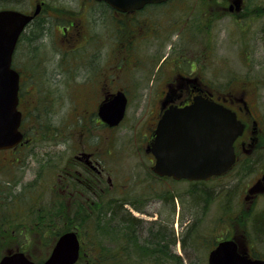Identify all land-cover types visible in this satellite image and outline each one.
<instances>
[{
  "label": "rangeland",
  "instance_id": "rangeland-1",
  "mask_svg": "<svg viewBox=\"0 0 264 264\" xmlns=\"http://www.w3.org/2000/svg\"><path fill=\"white\" fill-rule=\"evenodd\" d=\"M38 1L25 0L18 9L31 11ZM41 1H44L43 10L38 18L44 19L45 31L37 39L26 31L14 54L15 65L23 75L20 109L22 130L29 140L17 150L0 152V196L4 203L1 212L9 213L8 206L14 200L29 195L36 174L39 178L32 187L40 188L44 181L49 189L40 188L35 206L32 205L35 209L42 205L41 212L49 211L47 205L55 204L51 196L57 194L54 186L57 176L65 164L72 162L75 147L82 144L86 148L88 145L110 148L106 163L114 183L111 196H124L141 210L130 205L118 207L112 202L111 209L101 203L91 212H75L61 210L56 203V210L60 211L46 214L30 211L32 205L30 209L21 206L12 216L24 220L18 224L23 228H12L8 235L4 233L0 254L19 248L36 264H42L59 233L73 227L86 240L90 231L87 229L85 234L82 225L93 224L97 214L105 224H124L110 212L118 211L120 217L126 210L131 215L126 217L132 222L129 224H140L136 229L138 242L145 244V240L155 238L157 243L152 246H162L163 254L173 264L176 261L207 264L208 251L191 246L189 241L191 234L187 228L193 219L197 225H193L192 231L199 233L206 224H221L216 225V234L237 237L246 250L264 258V232L261 229H257L259 233L253 232L248 225L254 224V218L259 224L264 217V194L245 198L263 170L256 159L207 181L205 187L199 185L211 197L202 191L204 203L199 198L201 201L195 207L189 184L156 178L151 171L152 163L141 148L164 82L175 66L181 73L191 72L193 60L200 64L197 72L208 85L220 90L231 89L243 76L248 85L255 87L257 99L252 103L257 104L264 121V0H244L245 8L240 12L237 8L228 10L229 0H171L120 19L113 17L102 4L90 0ZM1 5L0 2V8ZM192 20L199 25L195 27L193 45L188 37ZM70 23L75 29L74 23L81 25L82 37L75 51H71L73 45H65L70 53L62 64L59 32ZM202 39L204 56L199 63L193 56L199 55L197 42ZM249 57L250 64L246 65ZM110 73L115 82L109 88L126 90L128 97L125 118L111 131L93 124L94 99L86 94L91 88V76L97 81ZM95 94L98 102L96 90ZM81 105L89 108V117L79 118ZM41 218H51V224H37ZM11 222L16 224L14 220ZM152 225L155 231L160 226L163 229L148 236ZM109 233H113L110 227L100 236L105 239ZM109 241L107 236V245ZM129 246L137 256L136 245Z\"/></svg>",
  "mask_w": 264,
  "mask_h": 264
},
{
  "label": "water",
  "instance_id": "water-1",
  "mask_svg": "<svg viewBox=\"0 0 264 264\" xmlns=\"http://www.w3.org/2000/svg\"><path fill=\"white\" fill-rule=\"evenodd\" d=\"M120 11L139 9L147 3L165 0H104ZM33 14L16 9H0V149L19 143L21 112L17 108L19 74L11 67L18 36ZM126 97L122 91L100 104L98 114L109 125L123 118ZM243 124L229 108L202 96L190 104L171 105L159 118L149 149L155 156L153 171L174 179L206 180L227 171L234 162L233 141ZM27 141V140H25ZM264 179V176H263ZM77 232L65 231L56 239L42 264H74L79 256ZM0 264H36L23 251L7 250ZM207 264H264L262 258H250L235 238L219 241L207 256Z\"/></svg>",
  "mask_w": 264,
  "mask_h": 264
},
{
  "label": "flooded vegetation",
  "instance_id": "flooded-vegetation-1",
  "mask_svg": "<svg viewBox=\"0 0 264 264\" xmlns=\"http://www.w3.org/2000/svg\"><path fill=\"white\" fill-rule=\"evenodd\" d=\"M38 2L41 4V9L40 12L34 17V19L28 24L26 31L29 33L30 31H32V28L35 26L36 19L39 17L43 10L44 1L40 0ZM229 2L230 3L228 4V10H230V12L233 11V8H237L239 12L245 8L244 0H229ZM97 3L102 4L105 9L110 10L113 17L117 16L116 18L119 17V19L125 16L129 17L131 14L138 12H121L111 8L104 2L99 1ZM194 22L195 20L191 21L188 35L189 41L192 45L194 42L193 38L195 27L197 28L199 26L198 23L196 24ZM74 25L76 26V29L73 28L72 23H70L67 26H63L61 32H59V39L61 38L62 42L61 44H65L67 46L73 45L71 51H75L76 48H74V44H79L78 40L82 37L81 25L79 23H74ZM19 40L20 39H18L17 41L16 47L19 43ZM197 43L200 44L198 47L200 51L197 50L199 51V55L194 54L193 57L198 58L200 63V59L204 56V52L201 51L203 47V39L198 41ZM78 44L76 45V47H79ZM205 45L206 43H204V46ZM67 46H63L60 50L61 56L59 62L62 64L64 63L65 58H67L68 54L70 53ZM250 60L251 58L249 57V61L246 63V65L250 64ZM193 61L194 64L190 62V65L193 66V68H190L191 72H187V74L179 72V70H176L178 67L175 66V69H173L174 71L164 82V87L159 91L157 96V105L149 122L148 132L146 133L144 138L145 141L143 142V144H141L143 153L146 154L148 160L153 165L155 156L149 151L148 145L150 140L154 136V129L164 109H166L170 105L182 106L185 104H189L195 96H203L213 99L233 110L236 114L237 119H239L243 123L241 134L238 135L233 142L235 153V162L233 168L241 163H252L251 159L253 158L256 159V163L261 164V168H263L262 173L259 177L256 178L255 182L253 183H256V188H254L255 191H248L249 194H246L245 198H253L255 196L264 194V180H261V177L264 175V121L260 114L259 108H257V104L252 103V101H256L257 99V96L254 94L255 87L248 85L243 76L239 78L234 87H232L231 89L220 90L217 87H211L208 85L207 80L202 76V74L200 72H197L200 64L196 63L195 60ZM159 66L157 67L159 68ZM16 69L19 72L20 86L18 108L20 109L21 83L23 81V75L19 68ZM90 80L91 88L88 89V92L86 94H88V97L94 99V105L91 110V121L95 126L99 124L105 129L111 131L118 125L111 126L100 119L98 114L99 104L102 101L108 100L117 90H122L125 94L126 90L118 88L112 91V89L109 88V84L111 85V83L115 82V77L111 76V73L100 77L97 81L95 80L94 76H91ZM95 90L99 95L98 102L95 97ZM85 106L86 105H81L80 109H78L79 118L84 117L85 115L88 117L90 116V110ZM20 111L22 112L21 109ZM27 143L28 142H23L22 144L14 147L12 150H17L21 146L27 145ZM74 151L76 152L73 155L72 162H69L62 167L61 172L58 174L56 179L57 184H54L57 189V194H55V196L57 198V202L59 203L58 207H60L61 210L72 209V211L75 212H91L92 210H96L97 208H99L101 206V203H103L105 208L111 209V193L113 192L114 183L110 179L111 176L109 174L106 163L108 156L111 154L110 148L106 145H103L102 147H99V145L94 147L88 145L86 148V146L82 144L80 147H75ZM255 154H257L258 156H254ZM119 190L120 192L124 191L122 187L119 188ZM53 196L54 195H52L51 198ZM50 204L47 205V209H51L50 206H52V203ZM123 205H130L132 208L138 211L141 210L139 206H136V204H134L127 198H125V201L122 203V206ZM38 209H41V207H38ZM242 249L246 250V247L243 245ZM246 251L251 257L257 256L250 250Z\"/></svg>",
  "mask_w": 264,
  "mask_h": 264
},
{
  "label": "trees",
  "instance_id": "trees-1",
  "mask_svg": "<svg viewBox=\"0 0 264 264\" xmlns=\"http://www.w3.org/2000/svg\"><path fill=\"white\" fill-rule=\"evenodd\" d=\"M24 1L25 0H0L2 4L1 5L2 8L3 7L19 8L18 6L22 5ZM44 31H45L44 30V19L37 18L35 22V26L32 28V31H30V33H32V38L33 39H37L38 37L40 38ZM77 44L78 43L75 44L74 48H76ZM63 46H65V44H62V47ZM38 178L39 177L36 174L33 179L34 182L30 184L29 195H27L25 198L23 197V198H20V199L18 198L17 200H14L13 205L8 206L7 210L9 211V213L5 212L3 214L1 212V208L4 203L2 202V197L0 196V243H2V241L5 239L4 233L8 235L9 231L12 228H15V229L23 228V226L18 225V224H23L24 220H22L23 221L22 222L20 220H16L18 219L17 217L12 216L13 214H17L18 208L21 206L25 208H29L32 204H34L35 206L34 201H36V198L39 192L42 191L40 188L47 190L46 188L49 187L44 184V181H42V185L40 188L32 187L33 185L37 183ZM199 185L205 187L206 181L189 182L190 189L191 191H193L191 198H192L193 203H196L194 205L195 207L198 206L201 199H202V203H204L203 201L204 193H206L209 197H211V195L209 194V191L207 189L205 190L203 187L200 189V187H198ZM51 190H54V189L51 188ZM202 191H204V193ZM197 194L199 196H197ZM52 200L54 201L55 204H52V206H50V208L52 209H49V211L41 212V209H35L33 205L31 206L33 208L30 207L31 209L30 208L29 209L30 211L34 210L33 212H36V213H46V214H54L55 212L57 213L60 210H56L55 205H57L56 203L58 202H57V198L55 195L52 197ZM124 201H125L124 196H121V198L112 196V202L115 203L114 205H117L118 207H123L122 203ZM40 207L43 209L42 205H40ZM124 211L126 213L121 215L120 217H118V213H119L118 211L110 212L113 218H115L116 220L124 224H105V220L99 214H97L96 218L93 219V224H85L86 227L84 225L81 226L85 234H87V229H88V231H90V235L87 236L86 240L85 239L82 240V243H83L82 253L78 261L75 264H173L171 263L170 259L166 257L167 255L165 256L163 254L164 250L162 246L159 245L160 246L159 248L155 247L156 245L152 246V243L153 244L157 243L155 238L153 240H150V239L145 240V244H140L138 242V237L136 235L137 233L136 229L140 226V224H129L132 222H130L128 218L126 217L127 215L131 217V215L126 210ZM106 214L107 212H105V217H106ZM263 218L264 217H262V220ZM11 220L16 221V224H12L13 222H11ZM262 220L259 224H257L255 223L256 220L254 218L253 219L254 224H248L249 229H252L253 232L256 231L257 233H259L257 229H261V231L264 232V222H262ZM50 221H52L51 218H41L37 220V224H41V223L51 224ZM103 222L104 224H102ZM191 222L192 223L189 224V227L187 228V231L189 232V234H191V238L189 240L191 246L194 244L193 245L194 247L196 245L197 247H200L201 249L208 251L209 249L214 247L220 239L230 237L228 234L219 236L218 234L215 233L216 225L218 226L221 224H206L204 228L202 229V232L199 231V233H196L197 231H192V227L193 225L196 224V222L194 219L191 220ZM109 227L112 228L113 233H109L108 235H106L105 239H107V236L108 238H110V241H109L110 243L109 245H107L105 242V239H102L101 236L102 234L106 233ZM68 229L70 230L74 228L72 227ZM161 229L163 228L160 226L159 230ZM115 230L118 231V233H116ZM159 230L157 229L155 231L154 226L153 225L150 226L148 236L156 235V233H158ZM172 231L174 234L173 228H172ZM114 234L117 235L119 238L116 237L117 239H115ZM130 244L136 245L135 252L139 253L137 256H135L132 250L130 249V246H129ZM182 245L183 246L185 245L184 239H182ZM1 255L2 253L0 254V256ZM176 264H178L177 261H176ZM189 264H192V263L189 262Z\"/></svg>",
  "mask_w": 264,
  "mask_h": 264
}]
</instances>
